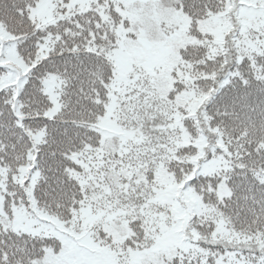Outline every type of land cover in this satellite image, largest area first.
I'll list each match as a JSON object with an SVG mask.
<instances>
[{"label": "snow or ice", "instance_id": "obj_1", "mask_svg": "<svg viewBox=\"0 0 264 264\" xmlns=\"http://www.w3.org/2000/svg\"><path fill=\"white\" fill-rule=\"evenodd\" d=\"M0 264H264V0H0Z\"/></svg>", "mask_w": 264, "mask_h": 264}]
</instances>
